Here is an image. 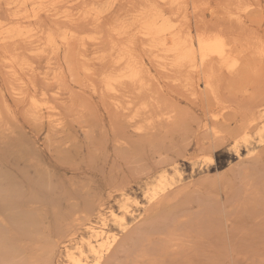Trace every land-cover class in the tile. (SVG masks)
Returning a JSON list of instances; mask_svg holds the SVG:
<instances>
[{
    "label": "bare ground",
    "instance_id": "6f19581e",
    "mask_svg": "<svg viewBox=\"0 0 264 264\" xmlns=\"http://www.w3.org/2000/svg\"><path fill=\"white\" fill-rule=\"evenodd\" d=\"M5 1L8 6L13 5L15 10L12 17L8 18L11 26L6 24L7 17L0 22V48L3 53H9V56L4 54L6 62L1 65L8 69L7 74L11 78L10 81L7 80V88L0 87V264H112L115 254L113 253L112 258L110 254L119 245L123 248L122 254L125 253L126 259L128 258V264H220L223 260L221 251L225 252L226 260L232 264L233 250L236 253V249L232 248L230 226L236 225L239 228V224L253 223L255 216L264 212V86L260 87L258 81L250 79V83H247L248 79L243 81L239 77L246 73L242 69L252 57L259 56L264 60V40L256 38V42H242L241 34L237 35L233 29L197 28L194 31L189 23L178 24L175 19H179L177 15L188 12L190 0H153L147 4L146 0L142 4V0V5L138 3L140 6H129L131 9L127 7L133 13L134 21L125 23V20H118L113 23L106 42L109 47L102 49L103 45L100 44V48H90L92 56H87L91 57L93 65L88 63L89 66L84 67L91 78L98 79L97 83L90 79V84L88 80V85L85 86H89L87 88H91L93 93L98 94L101 90L102 95L109 99L111 107L123 119H119L118 125L114 123L107 128L99 112L96 114L97 119H94L96 129L90 131L93 132L92 138L88 137L91 141L86 143L79 135V131L86 128L85 122L78 124V129L71 122L76 113L73 112V103L59 102L64 101L66 96L65 92L60 91L63 87L60 88L62 84L59 82L64 72L60 55L63 48L69 50L68 46L78 38L75 30L64 25L69 29H62L64 31L59 34L56 28L47 27L45 22L39 23L42 12L51 13L55 10V7L43 5L44 0H40L41 3L39 1L43 5L40 8L36 6L37 0ZM116 1L121 4L125 0H113L106 9L90 8L91 5L88 4L90 10L88 8V11L81 13L77 20L92 19L98 25ZM125 3L127 5L129 0ZM31 4L34 7L30 8ZM124 6L123 2L118 11L121 12ZM57 12L59 11L52 14L56 16ZM62 13L59 12L60 16ZM232 13L235 15L236 11ZM63 16L71 23L76 19L69 12ZM63 24H66L65 21ZM103 35L100 33L98 36L88 37L99 41ZM140 39L146 41V46L139 47ZM99 42H95L96 45ZM85 45L86 42L83 41L82 46ZM153 52L158 66L170 75L173 73L175 81L182 84L185 82L187 86L193 82L202 88L192 93L196 100L202 94L200 97L203 101H199L203 102L200 106L204 113L201 116L195 114L193 118L192 113V118H189L187 113L174 107L155 112L152 87L154 79L150 58H146ZM68 54L65 56L68 57ZM74 55L78 58L80 54L75 52ZM43 56L47 60V66H42ZM64 63L63 66L67 62ZM97 63L104 67L103 70L100 68L98 72L95 69ZM68 66L70 68L71 65ZM69 68L66 69L67 72L70 71ZM78 71L77 74L83 77ZM38 73L43 76V82L46 80L47 83L37 84L35 78L37 80ZM8 75L2 74L5 78ZM86 75L88 78L87 72ZM66 76L67 74L63 75L62 82L67 80ZM227 76L240 79L239 86L242 88L237 87L239 82H235V79L226 81ZM191 80L195 81L189 82ZM229 82L232 88L235 84L234 89L240 91L236 93L235 90H228L230 86L225 88V84L229 85ZM252 82L259 83V87ZM193 86L195 89V85ZM251 87L254 88L252 91ZM83 93L80 95H84ZM9 95L14 100L16 98V103L18 100L29 103L27 112H23L29 120L21 118V111L18 114L19 111L12 108ZM81 109H78L79 113ZM91 112L89 111L90 116L95 115V112L92 115ZM76 117L79 120V116ZM76 117L74 116V122ZM83 117L82 121L91 118L87 119L86 115ZM31 123L33 127H30ZM252 130H257L256 135L251 134ZM168 139L172 142L167 143ZM227 145L237 155H241L245 148L257 149L260 146L257 151L251 150L250 156L244 159L239 170L234 173H238L239 179L235 177L240 183L231 182V177L227 190H222L228 194L229 204L224 203L220 196L202 203L201 200L197 206L192 202L186 203L190 200L188 195L192 193L188 194L187 190L188 195L181 194L183 189L176 188L175 177L169 173L170 168L176 167L182 157L203 158L208 164H212L213 153ZM193 147L201 150L200 153L205 151L210 154L193 156L190 154ZM143 179H148L144 196L152 210L146 222L133 230L134 233L138 232L131 237L133 243L129 245L126 242L122 245L125 242L123 237V242L119 243V234L113 232L114 227L105 219H102L98 228L89 225L93 218H100L104 210L111 209L113 212L112 203L117 201L121 214L113 212V222L120 230L126 231L129 224L127 217L131 213V197L127 189L132 183ZM189 183L191 186V182ZM207 185L208 182L205 187L209 192ZM199 190L201 189L197 188L196 193ZM213 191L218 194L220 192L216 189ZM184 196L188 197L186 201ZM241 230L239 233L245 234L244 228ZM234 232L237 233L236 230ZM80 233L87 234L88 237L81 243H75L74 237ZM109 258L111 259L107 261Z\"/></svg>",
    "mask_w": 264,
    "mask_h": 264
},
{
    "label": "rangeland",
    "instance_id": "374dc122",
    "mask_svg": "<svg viewBox=\"0 0 264 264\" xmlns=\"http://www.w3.org/2000/svg\"><path fill=\"white\" fill-rule=\"evenodd\" d=\"M39 1L40 0H37V2H36V6L37 7H42L43 5H49L48 7L49 8H53V7H55V10H54V12L56 13V11H59V12H63L62 13V15L60 16V14H59V12H57V14H56V16L55 15H53L52 13H54V12H51V13H45V12H42L41 13V15H40V19H42V21L39 19V23L41 22V24H42V22L44 23L45 22V24H47V25H45V26H47V27H54V28H56L57 30H58V33L60 34V33H62L64 30H67V29H69L70 28V30H71V28H72V30L74 31V33H76V35L78 36V38H75L74 40H75V42L73 43V41H72V43H71V47L70 46H68V48H69V50L67 49V48H63V50H62V52H61V55H60V61L61 62H63V63H61V65H62V67L65 69H63V75L64 74H67V76H66V78H67V80L65 79V82H64V80H63V82H62V77H63V75H62V77H61V80H60V82L59 83H61L62 85L60 86V88H64V87H66L67 88V90H64V89H66V88H62L60 91H62V93H64L65 92V94L64 95H66L65 96V100L64 101H59V102H63L62 104H64V102L65 101H67L68 102V104H70V103H73V109H74V116L76 117V116H79V120H80V122H78L79 120H78V117H76L75 119V122H74V116H73V118H72V120H71V122H72V125H74L77 129L79 128V125L78 124H82V122H85L84 124H85V126H86V128H84V130H81V131H79V135H80V138L83 140V141H85L86 143H89L90 141H91V139L89 140V136H90V138H92L91 136H92V134H93V132L91 133L90 131H92V129H96V127H94V125L96 124V123H94V119L96 118L97 119V115L99 114V112H100V116H101V118H102V121H103V123L106 125V127L107 128H109L112 124L114 125V123H115V125H116V123H117V125L120 123L119 121L120 120H122L123 119V117H119V113H118V111L117 110H115L114 108H112L111 107V105H110V101H109V99L105 96H103L102 95V92H101V90H99L98 92L100 93L101 92V94H97V93H93L92 91H90V89L89 88H87V87H89V86H85V84L86 85H88L87 84V82H88V80H89V84L91 83V81H90V79H93V78H91L90 77V75H89V72L88 71H86V70H84V67L85 66H89V64L91 63L92 64V59H90L91 57L90 56H92V51L91 52H89L91 49L93 50L94 48H96V46L97 47H99V45L101 44V45H103L102 46V49L103 48H105V49H107L109 46H108V44L106 43V42H108V38H109V31H110V28L112 27L111 25H114L118 20H125V23H132L133 21H134V17L132 16V14L133 13H131V12H129V8L131 9V7H133V6H140L139 4H141V2H142V0H129V3H127V5H126V0L125 1H121V4H120V1H116L115 3H114V7L113 8H111V11L109 10L108 12H106L105 13V16H104V18L101 20V22H100V24L98 23V25H97V23H94V21L92 20V19H87V18H85L84 20L83 19H79V20H77L78 19V17H79V15L81 14V13H84L85 11H88L87 9L89 8V6H88V4L89 5H91V7L90 8H102V9H106V8H108V6L110 5V4H112V2H113V0H47V1H43V5H41L40 3H41V1H40V3H39ZM70 1V2H69ZM86 1V2H85ZM140 1V2H139ZM144 1L145 0H143V3L142 4H144ZM253 3H252V2ZM66 2H67V4H66ZM84 2V3H83ZM90 2H92V3H90ZM123 2H124V4H125V8L124 9H121V12L120 11H118V10H120V7L122 8V6H123ZM148 2H153V0H151V1H149V0H146L145 1V3L147 4ZM205 2V3H204ZM251 2V3H250ZM65 3V4H64ZM77 3H78V5H77ZM81 3V4H80ZM139 3V4H138ZM240 3V4H239ZM83 4V5H82ZM141 4V5H142ZM243 4V5H242ZM246 4H249V5H245ZM58 5H59V7H58ZM61 5H62V7H61ZM69 5H70V7H69ZM86 5H87V7H86ZM237 5H238V7H237ZM240 5H242V6H240ZM32 4L30 5V8H32ZM129 6H131V7H129ZM232 6V7H231ZM34 7V6H33ZM69 7V8H68ZM82 7H83V10H82ZM127 7H129V8H127ZM239 7H241V8H239ZM256 7V8H255ZM71 8V9H70ZM77 8H78V10H77ZM90 8H89V10H90ZM239 8V9H238ZM244 8V9H243ZM247 8H248V10H247ZM253 8V9H252ZM255 8V9H254ZM64 9V10H63ZM225 9V10H224ZM233 9V10H232ZM237 9V10H236ZM246 9V10H245ZM15 9L13 8V5H9L8 6V4L6 3V1L5 0H2L1 2H0V22H2V20H6V19H8L9 18V16L10 17H12L11 15H12V12L14 11ZM61 10V11H60ZM207 10V11H206ZM225 12H224V11ZM231 10V11H230ZM4 11V12H3ZM80 11H82V12H80ZM233 11H236V13H234L235 15H233ZM240 13H239V12ZM249 11H250V13H249ZM69 12V15H71V16H74V17H72V18H76V19H73L72 20V23L70 22V20L67 18V20H66V18H64V14H67ZM119 12V13H118ZM125 12V13H124ZM226 12H228V13H226ZM248 12V13H247ZM115 13H117V14H115ZM182 13V12H181ZM191 13V14H190ZM3 14H4V17H3ZM75 14V15H74ZM78 14V15H77ZM187 14V15H186ZM186 14H180V15H177V17L179 16V19H177L176 17V19H175V21H177L178 20V24H180V23H183V24H185V23H189L192 27H193V29H194V31H196V29L198 28V29H207V30H212V29H233L235 32H236V34L237 33H239V34H241V36L239 35V34H237V35H239L240 36V38H241V40H242V42H244L245 40H246V42H247V40H250V41H252V42H256V38H258V40H264V0H240V2H236V0H190V4H189V10H188V12L186 13ZM194 14V15H193ZM197 14V15H196ZM227 14V15H226ZM229 14V15H228ZM232 14V15H231ZM236 14H238V16H239V14H240V16L238 17V16H236ZM247 14V15H246ZM2 15V16H1ZM53 15V16H52ZM116 15V16H115ZM53 18H52V17ZM60 16V17H59ZM62 16H63V18H62ZM175 16V15H174ZM181 16V17H180ZM184 16H185V18H184ZM235 16V17H234ZM7 17V18H6ZM49 19H48V18ZM121 17V18H120ZM183 17V18H182ZM195 17V18H194ZM243 17V18H242ZM6 18V19H5ZM240 18H242V19H240ZM44 19V20H43ZM55 19V20H54ZM60 19L62 20V21H60ZM203 19V20H202ZM229 19V20H228ZM54 20V21H53ZM56 20H59V22L58 21H56ZM84 22H83V21ZM133 20V21H132ZM187 22H186V21ZM228 20V21H227ZM235 20V21H234ZM245 21V22H243V21ZM9 21V19L7 20V23L6 24H8L9 26H11V24H9L10 22H8ZM56 21V22H55ZM64 21H65V23L66 24H63L64 23ZM81 21V22H80ZM104 21V22H103ZM241 21V22H240ZM4 22H6V21H4ZM3 22V23H4ZM55 22V23H54ZM74 22V23H73ZM106 22V23H105ZM243 22V23H242ZM13 23H15V19H13ZM71 23V24H70ZM88 25H87V24ZM92 23H94V24H92ZM114 23V24H113ZM223 23V24H222ZM237 23V24H236ZM62 24H63V27H62ZM104 24V25H103ZM108 24V25H107ZM197 24V25H196ZM58 27H57V26ZM64 25H66L67 27H69V28H67V27H65ZM71 25H72V27H71ZM93 25V26H92ZM195 25V26H194ZM230 25V26H229ZM247 25V26H246ZM61 26V27H60ZM100 26H102V27H100ZM104 26H106V28L104 27ZM198 26V27H197ZM227 26V27H226ZM242 26V27H241ZM60 27V28H59ZM85 27V28H84ZM99 27V28H98ZM109 30H108V29ZM209 28V29H208ZM62 29H64V30H62ZM91 29H94V30H91ZM240 30H242L241 32H240ZM95 31V32H94ZM104 31V32H103ZM87 32V33H86ZM79 33V34H78ZM87 35H86V34ZM89 33V34H88ZM100 33L103 35L104 33H105V35H103V38L101 39L102 40V42H101V40H96V39H93V38H89L88 37V35H93V36H98V35H100ZM83 34V35H82ZM98 34V35H97ZM83 37H86L85 39L83 38ZM107 37V38H106ZM248 37H249V39H248ZM262 37V38H261ZM244 38V39H243ZM252 38H254V40L252 39ZM260 38V39H259ZM104 39H105V42H104ZM83 41H85L86 42V45L85 46H82V44H83ZM78 42H79V44H78ZM93 42V43H92ZM97 42H99V44H97L96 45V43ZM106 44V45H104V43ZM146 41L145 40H139V42H138V45H139V47H144V46H146L145 43ZM81 43V44H80ZM95 43V44H94ZM88 44V45H87ZM95 45V46H94ZM100 45V46H101ZM78 46V47H77ZM81 48V49H80ZM85 48V49H84ZM87 48V49H86ZM91 48V49H90ZM100 48V47H99ZM1 50H0V87L1 88H7V86H8V83H7V80L8 81H10L11 80V78H10V74L8 75L7 73H8V69L5 67V66H2V65H4L5 64V62H6V60H4V54H6V53H3L4 51H3V49L2 48H0ZM68 50V52H65V51H67ZM80 50H81V52H80ZM65 53H64V52ZM87 51V52H86ZM75 52H77V55L78 54H80V55H78V58H77V56L76 55H74L75 54ZM64 53V54H63ZM66 53H69L68 54V57H67V55L65 56V54ZM70 53H72L71 55H72V57L70 58ZM87 53V54H86ZM81 54H85V55H81ZM91 54V55H90ZM7 56H9V53H7L6 54ZM46 55V54H45ZM44 55V56H45ZM87 55H90L89 57L87 56ZM154 55H155V53L153 52V53H150L148 56H146V58H150V60H149V62H150V66H151V70H152V74H153V83H152V87H153V94H154V101H155V104H154V108H156L155 109V112L157 111H159V110H161V109H164V110H166V109H168V107L169 108H172V107H174V108H179V110L180 111H182V112H185V113H187L189 116V118L192 116V113H193V118H195V114H197V116H201L204 112H203V108L200 106V105H202V97H200L202 94L200 93V95H199V98H198V100H196V98H194V96H193V94H194V92H196V91H200V90H202V88H199L196 84H193V82L192 81H195V80H191V81H189V82H192V84L191 83H188V85L189 86H187V85H185V82H183V84L181 83V82H179V81H175L174 80V74L173 73H171V75H170V73H167L164 69H162L160 66H158V64L155 62V58H154ZM42 57V66H47L48 65V63H46L47 62V60H45L46 58V56L45 57ZM74 56H75V58H74ZM64 57V58H63ZM67 57V58H66ZM256 56H254V58H255ZM257 57H259V56H257ZM257 57H256V61H254L255 59L253 58V60H252V58L249 60V63L251 64V65H249V63H248V65L246 66L247 67V70H246V67L244 68V69H242L243 70V73L244 72H246L245 74H244V76H239L240 78H242L243 79V81H244V79L245 80H247V83L249 82V79L252 81V80H254V81H258L259 83H260V87H262V86H264V84H261V82L262 83H264V60H262L260 57H259V59H257ZM63 58V59H62ZM73 58L75 59V60H73ZM84 59V61H83V59ZM81 59V60H80ZM44 60H45V62H44ZM63 60V61H62ZM77 60H80V61H77ZM152 60V61H151ZM252 60V61H251ZM257 60H258V62H257ZM69 62L68 64L66 63V65H64L63 66V64H65L64 62ZM263 61V62H262ZM75 62H77V64H74ZM83 62H85V63H83ZM151 62H153V64L151 63ZM155 62V63H154ZM252 62V63H251ZM255 62V63H254ZM262 62V63H261ZM89 63V64H88ZM2 64V65H1ZM47 64V65H46ZM73 65V67H71L70 66V68H69V66L68 65ZM88 64V65H87ZM90 64V65H91ZM82 65V66H81ZM93 65V64H92ZM97 65V67L95 68V69H98V72L102 69L103 70V68L104 67H102L100 64H96ZM95 65V66H96ZM98 65H99V67H98ZM154 65H157V67L156 66H154ZM262 65V66H261ZM76 66V67H75ZM94 66V67H95ZM154 66V67H153ZM252 68H251V67ZM74 67H75V70H74ZM153 67V68H152ZM249 67V68H248ZM67 68H69V70L70 71H68V72H70L72 75H70V73H68L67 72ZM72 68H73V71H71L72 70ZM77 68V69H76ZM79 68V69H78ZM101 68V69H100ZM6 69V70H5ZM160 70V71H157V70ZM251 69H252V72H251ZM79 70V71H78ZM164 70V71H163ZM241 70V71H242ZM249 70H250V72H249ZM74 71H76V72H74ZM77 71H78V73H80L81 74V76H83V77H80V75L79 74H77ZM2 72V73H1ZM6 72V73H5ZM72 72H74V73H72ZM84 72H85V74H84ZM86 72L88 73V78H86L87 77V75H86ZM163 73H165L164 75H162ZM2 74L5 76V75H8L9 76V78H8V76H6L7 78H5L4 76H2ZM173 74V75H172ZM40 73H38V76H37V74L36 75H34V77H36L37 76V80H36V78H35V81L37 82V84H39V85H44L45 83H47V81L45 80V82H43V76H41V79H39L40 78ZM73 75H75V77H73ZM86 75V76H85ZM167 75V76H166ZM257 75H258V77H257ZM168 76H170V77H168ZM173 78H172V77ZM237 76V77H238ZM4 77V78H3ZM96 77V76H95ZM166 77V78H165ZM65 78V77H64ZM79 78V79H78ZM261 78V79H260ZM6 80V86H5V80ZM82 79V80H81ZM96 79L97 78H95V79H93L94 80V82H96ZM226 79H230L229 81H231L232 79H235L236 81L235 82H239V80L240 79H238V81H237V79H236V77H233V78H231L230 76H227V77H225V80ZM242 79H241V81H242ZM39 80V81H38ZM71 80V81H70ZM98 80V79H97ZM170 80H172L171 82L172 83H170ZM262 80V81H261ZM77 81V82H76ZM227 81V80H226ZM225 81V82H226ZM4 82V83H3ZM42 82V83H41ZM84 82V83H83ZM65 84V86H64V84ZM70 83V84H69ZM97 83V82H96ZM169 83V84H168ZM226 83H228V82H226ZM232 83V82H231ZM233 83H234V80H233ZM242 83V82H241ZM247 83H245V84H247ZM250 83V82H249ZM253 84H255V82H252ZM251 83V84H252ZM259 83H257L258 84V87H259ZM166 84H168V85H166ZM257 84H255L256 86H257ZM154 85V86H153ZM157 85V86H156ZM193 85H195V89H193L194 88V86ZM240 85V82L237 84V87ZM242 85V84H241ZM70 86V87H69ZM72 86V87H71ZM176 86V87H175ZM186 86V87H185ZM226 86V87H225ZM225 88H228L229 86H230V82H229V85L228 84H225ZM231 86H232V84H231ZM230 86V88H228V90H232V91H234L235 89H236V87H235V84H234V86H233V88ZM244 86V85H243ZM253 86V85H252ZM172 87V88H171ZM179 87V88H178ZM234 87H235V89H234ZM240 87L242 88V86H239V89H240ZM4 88V89H5ZM74 88V89H73ZM252 88L253 87H251V90L250 91H252ZM69 89V90H68ZM182 89H183V91H182ZM254 89V88H253ZM72 90V91H71ZM80 90V92H78V91ZM237 90H238V88H237ZM67 91V92H66ZM84 92L83 94L84 95H80V94H82V92ZM180 91V92H179ZM224 91H227V90H224ZM236 91V90H235ZM234 91V92H235ZM240 90H238V92H239ZM72 93V94H69V93ZM91 92V93H90ZM162 92V93H161ZM184 92V93H183ZM237 91H236V93H238ZM75 93V94H74ZM86 93V94H85ZM93 93V94H92ZM176 93V94H175ZM183 93V94H182ZM193 93V94H192ZM199 93V92H198ZM68 94V95H67ZM95 94V95H94ZM184 94H186V96H184ZM188 94V95H187ZM189 94H190V96H189ZM205 95V94H204ZM203 95V98L205 99V96ZM76 97V99H75V97ZM93 96V97H92ZM166 96H169L168 98L166 97ZM182 96H184V97H182ZM13 98V99H11V98ZM67 97H68V99H67ZM165 97V98H164ZM70 98H71V102H70ZM72 98H73V100H72ZM8 99H9V103L11 102V106H12V108L17 112V110L19 111V112H17L18 114L20 113V111H21V114H19L20 116H21V118H27V116H26V114H24L23 112L25 111V113L27 112V110H28V107H29V103L26 101V102H23V103H21L19 100V102H20V104H19V102L17 101V103H16V98H15V100H14V97H12V95H9L8 96ZM156 99V100H155ZM171 99H173V100H171ZM187 99V100H186ZM77 102H76V101ZM105 100V101H104ZM199 100H202V101H199ZM73 101V102H72ZM75 101V102H74ZM91 103H90V102ZM104 102V105H103V102ZM108 101V102H107ZM205 101V100H204ZM157 102V103H156ZM158 102H159V107L157 108V106H158ZM161 103V104H160ZM194 103V104H193ZM199 105H197V104ZM28 104V105H27ZM77 105V107H76V105ZM81 104H82V106H81ZM92 104V106L90 107V105ZM196 104V105H195ZM15 107H14V106ZM86 105V106H85ZM106 105V106H105ZM110 105V106H109ZM169 105V106H168ZM79 106H80V108H79ZM27 107V109L25 110V108ZM84 107V108H83ZM162 107V108H161ZM63 108H64V110H65V107L63 106ZM77 108V109H76ZM82 108V109H81ZM181 108H182V110H181ZM17 109V110H16ZM78 109H79V111H80V109H81V112L79 113V111H78ZM85 109V112L83 111ZM97 109H98V112H97ZM183 109H185V110H183ZM87 110V111H86ZM78 111V112H77ZM89 111H92L91 112V115H92V113H94L95 112V115L93 114L92 116H94V117H92V116H90V113H89ZM189 112H191V113H189ZM89 113V114H88ZM82 114H83V116H88V118L87 119H89V117H91L88 121H86L85 119L82 121V119L83 118H85V117H83L82 116ZM97 114V115H96ZM102 114V115H101ZM26 118L24 119V120H26ZM70 118H71V116L69 117V120H70ZM118 118V119H117ZM192 118V117H191ZM120 119V120H119ZM27 120H29L28 118H27ZM26 120V121H27ZM77 122V123H76ZM88 122H89V124H88ZM74 123V124H73ZM32 124V123H31ZM88 126H87V125ZM29 125V124H28ZM89 125H90V127H89ZM93 125V126H92ZM30 126V125H29ZM30 127H33V124L30 126ZM88 129H91V130H88ZM83 131V132H82ZM256 131L257 130H252L251 131V134L252 135H256ZM88 133L90 134V135H88ZM88 140H87V139ZM167 141V143H170V142H172V140L171 139H168V140H166ZM112 144H114V142H112ZM257 149H254V147H251V148H245V149H243L242 151H241V155H237L235 152H234V150L232 149V147L230 146V145H227V146H225V147H223V148H221V149H219L217 152H215V153H213V156H214V162L212 163V164H208L207 162H206V160H203V158H198V159H194V157L193 158H189V157H182V158H180L179 159V161H178V165L176 166V167H172V168H170V170H169V173L171 174V175H173L174 177H175V180H176V184L178 185H176V188L178 187L179 189H181L183 192L181 193V194H184L185 196L186 195H188V194H190V193H192V194H190V195H188V197H189V199L191 200H188V202L186 201V199H188V197H186L185 198V196H184V198H185V201H186V203H189V202H192L193 203V205H195V206H197V204H199L200 203V201H201V203L203 202V201H208L210 198H211V200L212 199H214L215 197H219L224 203H227V204H229L228 203V201L230 200V199H228L229 197H228V194L227 193H224L226 190H227V187H228V185L230 184V178H231V182H233V183H235V184H239L240 182H239V176H238V173H237V175L236 174H234L237 170H239V168H240V166L242 165V162L244 161V159L245 158H248L249 156H250V154H251V150H259L260 149V146H257L256 147ZM200 151L201 150H198V148L197 147H193L191 150H190V154H192L193 156H195V155H199V156H204V154L205 155H208V154H210L209 152H207V153H205V151H202L201 153H202V155H201V153H200ZM241 163H240V162ZM237 163H239V165H237ZM231 166V167H230ZM202 167V168H201ZM232 168H234V169H232ZM229 170H231V171H229ZM229 171V172H228ZM178 172V173H177ZM231 172H233V173H231ZM224 173V174H223ZM234 174V175H233ZM215 175H220V177H221V179L219 180V176L217 177V176H215ZM225 175V176H224ZM207 176V177H206ZM238 178L237 180H236V177ZM212 177H214V179H212L211 180V178ZM229 177V178H228ZM235 177V178H234ZM206 178V179H205ZM210 180H209V179ZM216 178V179H215ZM217 178H218V182H217ZM225 178V179H224ZM223 179H224V181H223ZM227 179H228V181L229 182H227ZM208 180V181H207ZM222 180V181H221ZM148 181V179H143V180H139V181H137V182H134V183H132L129 187H128V189H127V193L129 194V196L131 197V200H130V209H131V213L130 214H128V217H127V220H128V228L126 229V231L125 230H120L115 224H114V219H113V212H115V213H117V214H121V212L119 211V204H118V202L117 201H113V203H112V205L114 206V211L112 212L111 211V209L109 210V209H106V210H104L103 211V213H102V216L100 217V218H93V221H91V223H89V225H91V226H95V227H99L100 226V224H101V222H102V219H105V220H107L108 221V223L110 224V225H112L114 228H113V232L114 233H118L119 234V237H120V239H121V241H119V243H122L123 242V238L125 239V242H123L122 243V245L123 244H126V242H127V244H131V243H133V241H131V237L133 236H135L134 234L136 233H138L137 231L134 233V229L135 228H140L141 227V223L143 224L144 223V221L146 222V219L148 218V216L150 215V213H151V210H152V207H150V205L148 204V201H147V198H146V196H144V194H145V186H146V182ZM205 181H207L208 182V190H209V192L212 190V188H214L213 190H220V192H219V194H218V192H216V191H211L210 193L207 191V189H206V187H205V185H206V183L207 182H205ZM213 181V182H212ZM216 181V182H215ZM226 181V185H224V182ZM180 182V183H179ZM189 182H191V186H190V183ZM195 182V184H193ZM221 182V183H220ZM223 182V183H222ZM198 183H200V184H198ZM204 185V186H202V184ZM214 183V185H212ZM179 184H180V186H179ZM189 184V186H187V185ZM216 184H218V185H216ZM196 185V186H195ZM203 187H201V186ZM186 186V188L184 189V187ZM219 187V189L217 188V187ZM222 186H223V188H222ZM181 187V188H180ZM192 187V188H191ZM197 187V188H199V189H201V190H199V191H197L198 193H196V189L195 188ZM191 188V189H190ZM205 188V189H204ZM225 191H224V190ZM187 190H188V194H186L187 193ZM202 190H203V192H202ZM224 192H223V191ZM186 191V192H185ZM215 192H216V196H215ZM194 193V194H193ZM209 194H210V197H209ZM218 194V195H217ZM226 195V198H225V195ZM196 195V196H195ZM198 195V196H197ZM200 195H201V197H200ZM206 195H208V197L206 196ZM213 195V196H212ZM183 196V195H182ZM195 196V197H194ZM179 198H180V196H179ZM203 198V199H202ZM199 199V201H197ZM228 199V200H227ZM193 200H195V202L193 201ZM135 201V202H134ZM184 201V200H183ZM184 201V202H185ZM230 206V205H229ZM108 211V212H107ZM147 213H146V212ZM149 212V213H148ZM263 214H264V212H261L259 215H256L255 216V218H254V220H253V223L252 222H249L248 224H239V225H237V226H239V228H237L236 227V225L233 227H231L230 226V228H229V231L231 232V237H232V248L233 249H236V253H235V250H233L234 251V262L232 263V264H264V234H262V233H264V227L262 228V226H264V224H262V223H264L263 221H264V216H263ZM146 215H147V217H146ZM144 217V219H142ZM258 217V218H257ZM257 219H259V221L257 220ZM260 219H262V221L260 222ZM141 220H142V222H141ZM137 222H139V224L137 223ZM256 222V223H255ZM261 223V224H260ZM87 225H88V223H86ZM138 224V226H136ZM259 224L260 225H262V226H259ZM134 225H135V227H134ZM143 226V225H142ZM248 226V227H247ZM250 226V227H249ZM132 227V228H131ZM243 229L244 228V233L245 234H240L241 232H242V230H241V228ZM260 227V228H259ZM83 228H86L85 226L83 227ZM236 228V229H235ZM247 228H250V230H251V228H252V231L250 232V230L249 229H247ZM130 231H129V230ZM136 229V230H137ZM236 230V232L237 233H235L234 232V230ZM240 229V230H239ZM131 230H132V232H131ZM238 230H239V232H238ZM247 231V232H246ZM234 232V233H233ZM262 232V233H261ZM133 233V234H132ZM237 234V235H236ZM245 235H246V238H245ZM259 235V236H258ZM257 236V237H256ZM88 237V235L87 234H82V233H80V234H77L75 237H74V242L75 243H81L82 242V240L84 239V238H87ZM121 237H123V238H121ZM129 237H130V239H129ZM254 237V238H253ZM257 239H256V238ZM128 238V239H127ZM240 239H242V240H240ZM263 241H261V240ZM129 240V241H128ZM236 242H235V241ZM242 241V242H241ZM233 243H234V245H233ZM236 243V244H235ZM246 243H248V245H246ZM263 243V244H262ZM244 244V245H243ZM237 245V246H236ZM241 245V246H240ZM255 245H257V246H255ZM234 246V247H233ZM260 246L262 247V248H260ZM121 247V245H119L118 247H116L115 249H114V252H112V254H110V257L112 258L113 257V255L115 254V256L113 257V259L111 260V261H113L114 259V262H112V264H125V262H126V264H128V262H127V260H128V258L126 259V254L124 253V254H122L123 252V248H120ZM257 247H258V249H257ZM238 248V249H237ZM255 248V249H254ZM251 251H253V252H251ZM257 251H258V253H257ZM254 252H255V255H254ZM114 253V254H113ZM120 253V254H119ZM221 253H222V256H223V260H221V262H220V264H229L228 263V260H226L227 259V256H226V254H225V252H222L221 251ZM240 253V254H239ZM236 254H238L237 255V257H235L236 256ZM116 255H117V258H115L116 257ZM119 255V256H118ZM240 255V256H239ZM243 255H244V257H243ZM259 255H260V257H259ZM239 256V257H238ZM249 257V259H248V257ZM111 258H109L107 261H109ZM248 259V261H247V259ZM263 258V259H262ZM117 259H119V260H117ZM125 259H126V261H125ZM258 259V260H257ZM116 260H117V262H116ZM125 261V262H124ZM243 261V262H242Z\"/></svg>",
    "mask_w": 264,
    "mask_h": 264
}]
</instances>
